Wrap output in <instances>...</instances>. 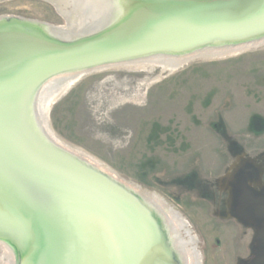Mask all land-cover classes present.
<instances>
[{"label":"rangeland","instance_id":"1","mask_svg":"<svg viewBox=\"0 0 264 264\" xmlns=\"http://www.w3.org/2000/svg\"><path fill=\"white\" fill-rule=\"evenodd\" d=\"M53 5L59 11L57 1L6 0L0 17L67 27L62 15L71 19V11L60 14ZM155 66L85 76L52 105V130L181 212L199 237L204 264H239L252 256L256 231L221 211L229 205L228 179L248 175L252 184L264 177V160L255 158L264 155V127L254 132L255 120L264 121V46L191 61L173 73Z\"/></svg>","mask_w":264,"mask_h":264},{"label":"water","instance_id":"2","mask_svg":"<svg viewBox=\"0 0 264 264\" xmlns=\"http://www.w3.org/2000/svg\"><path fill=\"white\" fill-rule=\"evenodd\" d=\"M22 29L37 33L46 47L25 58L31 75L9 110L12 117L18 115L19 104L30 114L33 87L51 75H70L92 62L113 64L122 57H175L237 32L262 30L264 0H146L142 14L127 23L68 39L57 36L61 27L0 19V35ZM47 128L52 129L50 116ZM30 130L45 159L41 163L21 160L0 145V222L19 232L30 264H168L172 260L167 227L164 237L160 224L151 222L139 203L91 165L83 166L73 155L51 148L36 126ZM44 132L51 137L48 130ZM235 213L256 231L252 256L239 264H264V196L253 197L243 188ZM178 215L194 233L189 221ZM13 243L19 246L16 240ZM197 248L202 257L199 243Z\"/></svg>","mask_w":264,"mask_h":264},{"label":"bare ground","instance_id":"3","mask_svg":"<svg viewBox=\"0 0 264 264\" xmlns=\"http://www.w3.org/2000/svg\"><path fill=\"white\" fill-rule=\"evenodd\" d=\"M4 1L6 0H0V3ZM52 1H57L61 13L71 11V19L70 13L64 14L70 19L69 21L66 18L68 26L61 27L62 30L58 35L53 33L54 36L67 39L70 36L72 38L83 37L101 29L119 27L135 16H140L142 7L146 4V0H70L69 5L66 4L68 0ZM12 18L23 19L13 16L0 17L5 20ZM38 23L42 22L38 21ZM43 25L46 24L43 23ZM41 40V36L29 29L17 30L11 34L5 32L0 35V145H3L2 150L26 162L41 163V160L45 159L41 155L38 141L30 132L31 125L34 128L36 126V129L43 134L45 143L51 148L73 155L83 166H86L85 163L91 165L94 172L109 180L132 200L139 203L149 215L151 222L160 224L164 237L167 236L166 227L169 229L172 238L168 243V249L172 260L168 264H196L197 262L201 264L203 257L199 253L196 254L198 237L194 236L184 225V220L178 215L179 212L172 209L163 199H156L155 194H147L140 187L124 181L81 150L60 140L52 129L47 128L48 116H50L52 105L62 98L71 86L87 75L118 68L149 67L150 70V67L155 65L161 66L164 71L168 70L173 73L191 61L220 58L264 46V29L255 32H237L204 46L175 53V57L146 54L130 59L122 57L113 64H103L101 61L92 62L84 66V69L72 72L70 75L61 74L55 77L51 75L46 78V81L42 80L33 87L32 97L29 98L32 104L30 114L26 113L25 107L19 104L17 106L18 115L12 117L10 116L12 111L9 112V110L20 99L22 85L26 86L28 77L31 75L25 58L27 55H32V51L46 47ZM35 97H37L36 101ZM44 129L48 130L52 139L45 134ZM18 233L9 224L0 222V249L6 264H30L31 262L27 245L17 238ZM15 240L19 244L18 247L13 243ZM164 240L167 242L166 238Z\"/></svg>","mask_w":264,"mask_h":264},{"label":"flooded vegetation","instance_id":"4","mask_svg":"<svg viewBox=\"0 0 264 264\" xmlns=\"http://www.w3.org/2000/svg\"><path fill=\"white\" fill-rule=\"evenodd\" d=\"M255 124L256 125L259 124V127H255L256 131H254V130L253 131L258 133V131H260L264 127V121L257 119V120H255ZM163 132H164V130L161 129L160 131L157 132V134H163ZM152 133H153V131L150 132V134L148 136V140L151 139ZM257 133H254V134H257ZM164 134L167 135L168 132H165ZM167 137H166V140H167ZM123 138L125 139L126 137L124 136ZM136 138H137L136 132L132 133L130 143L135 145L136 144ZM257 157L260 158L259 160H264V155L256 156L255 158H257ZM255 160H258V159H255ZM242 178H243V180H241V181L237 178L234 181H231L230 179H228L227 180L228 182L225 184L226 186H225L224 191L227 193L226 199H227V202L229 205H228V207L226 206L221 211V214H223L224 218H226V219L227 218H233L234 217L233 215L236 214L235 211L238 209V206H239V204L242 200V197H243V188L248 189V191L251 193V195L253 197L264 196V177L263 176H260V177L258 176L257 179H254L252 181V182H254L252 184H251V182L250 183L247 182V184L245 183L247 178H249L248 175H245ZM194 233H195V231H194Z\"/></svg>","mask_w":264,"mask_h":264},{"label":"crops","instance_id":"5","mask_svg":"<svg viewBox=\"0 0 264 264\" xmlns=\"http://www.w3.org/2000/svg\"><path fill=\"white\" fill-rule=\"evenodd\" d=\"M244 260H248V259H244Z\"/></svg>","mask_w":264,"mask_h":264}]
</instances>
